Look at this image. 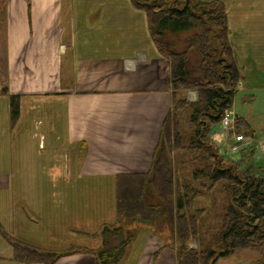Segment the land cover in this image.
Returning a JSON list of instances; mask_svg holds the SVG:
<instances>
[{
	"label": "crops",
	"instance_id": "0c3cea01",
	"mask_svg": "<svg viewBox=\"0 0 264 264\" xmlns=\"http://www.w3.org/2000/svg\"><path fill=\"white\" fill-rule=\"evenodd\" d=\"M102 3L107 11L98 18L99 25L96 28L98 30L99 26H104L101 28L113 29L115 32V25L119 21L116 11L120 9L116 6H123L122 2L102 0ZM123 4L127 7L129 15L131 13L137 15L138 12L130 4L127 2ZM262 15L264 16V13L260 11L253 12L250 17H242L243 22L251 20L253 23L247 25L242 23L239 26L241 32H237L240 39L237 42L235 62L239 81L234 99L237 93L242 94L238 96L239 101L242 106H248V110L242 113L243 115H238L237 111L232 112L248 123L249 137H245L246 133L240 141L236 140L235 135L225 136L223 140L234 139L237 142L235 144L240 143L241 147H250L257 139L258 126H264V29L260 26ZM32 16L34 17V14H30V20L27 21L29 26L33 25ZM107 21L108 24L105 25ZM14 29L18 30L19 27L15 26ZM106 41L110 43V40L101 42L98 40L99 44ZM115 42L119 43L121 48L128 49L140 44L132 38L112 40L113 44ZM155 51L157 52L156 49ZM153 58L151 56L140 58L142 64L150 63L154 66L151 70L144 68L143 73L135 78L108 79L107 85L102 83L106 87L100 88V79L84 76L81 83H67L69 88L65 90L48 89L53 86L48 85L15 94L19 96V117L15 125L12 127L10 124L9 108L7 117L0 120V138L6 133L11 136L7 142V138L4 140L5 146L10 150L7 153H0V168L8 167L6 174L9 178L11 175V182L6 188H10L12 192H33L35 196L34 192L50 190L53 187L56 190L57 188L66 190L69 179L76 183L83 184V181H86L96 185L108 181L115 188L118 174L147 173L163 122L171 111L173 97L168 74L166 78L164 76L163 58L160 60L157 57ZM10 61L7 70H12L13 73L16 71V63L21 64V60L11 57L8 62ZM39 62H46V57L43 56ZM28 63L33 65L29 61ZM40 77L41 83L48 82L44 74ZM33 78L35 75L31 79ZM2 90L0 98L7 97L8 89L5 93H2ZM185 93L177 91L176 96L184 98ZM190 94L188 93V97ZM195 95L193 100L184 99L189 103L195 102L197 93ZM210 138L215 140L214 145L220 140L217 134H211ZM261 142L264 151V131L261 132ZM45 147L47 150L43 151ZM245 157L240 160L247 161ZM5 171L6 169L3 170L4 173ZM3 172L0 169V178L5 176ZM1 188L3 187H0V190H3ZM115 205L116 202L114 207ZM0 213V224L16 239L56 252L72 250L68 255L58 258L54 264H95L94 256L81 250L100 248L102 230L104 228L109 231L115 230L109 228H114L116 222L115 219L110 221V224L105 219L101 222L98 220L102 227L91 231L88 229L91 228L88 227L90 221L84 222L86 225L82 227L72 226L76 220L73 218L70 219L71 223H68L69 202H23L21 197L13 202H0ZM39 226L41 230L37 232ZM142 227L143 230L137 232L135 239L136 241L137 237H140L143 242L141 255L138 254L139 256L134 258L137 251H140L138 248L130 258L134 241L126 255L129 258L125 257L118 264L131 263L133 258L131 264H177L176 247L165 245L150 228ZM67 230L76 232L82 240L98 237L101 243L81 245L76 242L72 246L58 249L52 241L65 239L67 234H63L62 231L66 233ZM33 235L43 239L40 241L42 243H37ZM12 257L11 246L0 236V264H24L13 260Z\"/></svg>",
	"mask_w": 264,
	"mask_h": 264
},
{
	"label": "trees",
	"instance_id": "16d2710c",
	"mask_svg": "<svg viewBox=\"0 0 264 264\" xmlns=\"http://www.w3.org/2000/svg\"><path fill=\"white\" fill-rule=\"evenodd\" d=\"M130 2L145 13L151 42L169 60L172 107L163 122L149 171L116 176V229L102 230L100 248L81 251L91 253L95 264H118L136 239L138 230L129 229L133 222L157 235L173 231L178 244L177 264H214L236 250L262 249L264 166L253 167L244 159L224 166L210 138L214 126L231 108L239 81L223 4L205 0ZM189 89L196 90L195 102L177 98V91ZM5 91L4 88L2 93ZM183 107L188 108L189 130L180 129L178 112ZM18 117L19 96L11 95L12 127ZM234 130L236 136L242 135L247 132L248 123L237 116ZM169 149L188 151L191 159L181 161L189 165L190 176L195 180L206 179L202 184L206 189L220 181H229L234 189L235 197L226 203L219 227L210 234L208 230L203 232L206 210L195 205L200 192L191 186H181L179 181L173 185L170 176L174 167ZM137 187L133 195L131 190ZM0 236L11 246L13 260L24 264H54L72 251L56 252L24 243L8 234L1 224ZM190 242L196 248H189Z\"/></svg>",
	"mask_w": 264,
	"mask_h": 264
},
{
	"label": "rangeland",
	"instance_id": "374dc122",
	"mask_svg": "<svg viewBox=\"0 0 264 264\" xmlns=\"http://www.w3.org/2000/svg\"><path fill=\"white\" fill-rule=\"evenodd\" d=\"M116 1L122 2L123 6H116L120 8L116 11L117 20L119 21H117L115 25L116 30L113 32V29L107 30L101 28L104 26H99L98 30L96 28L99 25L97 24L98 18L107 11V8L103 7L102 0H0V92L6 88L9 95H15L31 91L32 88H44L48 85H53L48 89L58 88L59 90H65L69 88L67 83H81L84 76L98 78L101 81L100 88L106 87L103 84L107 85L108 79L135 78L141 74L144 68H148V70L154 68L150 63H141L140 58L143 56L157 57L158 60L162 57L164 61V76L166 78L168 74L170 83L169 60L164 55H160L155 51L156 48H154L155 46L148 35L145 13L133 7L130 0ZM205 1H220L223 4L227 16L229 43L232 48L233 57L236 60L237 42L240 39L237 32H241L239 26L242 23L246 25L250 22L253 23L251 20L243 22L242 17H250L253 12L260 13L261 11L264 13V0ZM125 2L138 12L137 15L133 13L129 15L127 7H124L123 4ZM30 14H34V17L32 16L33 25L29 26L27 21L30 20ZM109 23L111 24V22ZM107 24L108 21L105 25ZM15 26H18L19 29L15 30ZM260 26L261 29H264L263 15ZM130 38L140 42V44L137 47L128 49L121 48L118 45L119 43H112L114 39L118 41ZM97 39L100 42L101 40H110V43L106 41L99 44ZM144 41H146L145 44ZM43 56L46 57V62L40 63L39 60ZM11 57L20 58L21 60V64L16 63V71L13 73L12 70H7L8 65L11 63V61L8 62L11 60ZM131 59L132 61H130ZM27 60L33 63L32 66L34 67ZM157 64L159 65V61H157ZM42 74L48 78L47 83L45 81L41 83L40 80L42 78L40 75ZM33 75H35V78L31 79ZM184 92L187 93H185L184 98H188L189 100H193L196 96V90L194 89L184 90ZM188 93H191L189 97ZM9 95L0 98V120H4L8 115V108L10 110ZM239 95L237 93L230 111H237L238 115H243L242 113L248 110V106H242L239 101V97L242 94ZM256 107L258 108V106ZM178 114L180 129L189 130V120L186 117L188 108L183 107ZM233 124H231V128H234ZM230 129L223 128L220 121L212 130V134H217V137L220 139L218 142L216 141V145H214V139H211V141L212 144L214 143V146L218 147L216 149L218 151L217 154L218 157L222 156L223 165H228V162H236L246 156L245 159L253 167L264 166V151L261 142V132L264 131V126H258L257 139L253 141L250 147H241L240 143L235 144L236 140H242L243 134L247 133L246 131L242 135L236 136L234 134L235 130L230 131ZM247 131H249V128ZM232 135H235V141L234 139L223 140L225 136L229 137ZM245 137H249V134L247 133ZM5 138H7V142L11 136L6 133L0 138V153H7L10 150L8 146H5ZM231 147L232 149H230ZM234 147H238L236 151H233ZM46 150L47 148L45 147L43 151ZM169 155L174 167L170 176L173 185L179 181L181 186H191L200 192L196 197L195 205L197 208H204L206 210L204 217L206 221L203 223V227H205L203 228V232L206 233L208 230L210 234L211 231L219 227V219L224 213L226 203L231 202L232 197H235V195L233 196V187L230 186L229 181H220L208 190L202 185L206 183V179L195 180L194 177L190 176L189 165L187 163L184 164V162L182 163L181 160L191 159L188 151L185 149H169ZM0 169L2 172L6 169L5 173L3 172L5 176L0 178V187H3L1 188L3 190H0V202H13V200H18L20 197L23 202H69L68 223H71L70 219L73 218L76 220L71 225L82 227L86 225L84 222L90 221V226L88 227L91 228L88 229L91 231L99 229L100 226L102 227V224H99L98 220L101 222L105 219L110 224L115 219L114 204L116 202V193L114 185L111 182L106 181L103 184L96 185L83 181L84 183L81 184V182L76 183L72 179H69L68 189L66 190H59V188L56 190L53 187L50 190L46 189L34 192L36 194L34 196L33 192H12L10 188H6L11 182V175L9 178L8 174H6L9 168L1 167ZM157 186L159 189L161 188L159 181L157 182ZM137 189L138 187L132 189L131 193L134 195ZM133 224L130 226L131 229H137V232L143 230L142 225H137L135 222L134 227ZM144 227L147 228L146 226ZM38 230H41L40 226L37 228V232H39ZM168 232L158 235V238L165 245L168 244L170 247L178 246L175 242L174 232ZM62 233L67 234L65 239H55L52 241L53 245L58 247V249L72 246L76 242L81 245L83 243L84 245H88V243L96 245V242L101 243L98 237L82 240L76 232L67 230L66 233L63 231ZM33 239L37 243H42L40 241L43 240L38 238V236L33 237ZM206 240L207 238L205 237ZM188 247L196 248V245L190 242L188 243ZM138 248H140V251H137ZM142 248L143 242L140 237H137V240L132 245L130 258L134 256L136 251L138 253H136L134 258L141 255ZM131 263L127 262V264ZM215 264H264V246L262 249L236 250L228 257L218 259Z\"/></svg>",
	"mask_w": 264,
	"mask_h": 264
},
{
	"label": "built area",
	"instance_id": "2783aa9c",
	"mask_svg": "<svg viewBox=\"0 0 264 264\" xmlns=\"http://www.w3.org/2000/svg\"><path fill=\"white\" fill-rule=\"evenodd\" d=\"M234 121V114L233 112L231 111H227L222 119H221V124L222 126L225 128V129H230L231 128V124L233 123ZM235 149V148H234Z\"/></svg>",
	"mask_w": 264,
	"mask_h": 264
},
{
	"label": "water",
	"instance_id": "95a60500",
	"mask_svg": "<svg viewBox=\"0 0 264 264\" xmlns=\"http://www.w3.org/2000/svg\"><path fill=\"white\" fill-rule=\"evenodd\" d=\"M133 226L135 227V223L133 224ZM109 229H111V228H109ZM112 229H115V228H112ZM131 229V228H130Z\"/></svg>",
	"mask_w": 264,
	"mask_h": 264
},
{
	"label": "bare ground",
	"instance_id": "6f19581e",
	"mask_svg": "<svg viewBox=\"0 0 264 264\" xmlns=\"http://www.w3.org/2000/svg\"><path fill=\"white\" fill-rule=\"evenodd\" d=\"M222 125V124H221ZM223 127V126H222ZM224 128V127H223Z\"/></svg>",
	"mask_w": 264,
	"mask_h": 264
}]
</instances>
